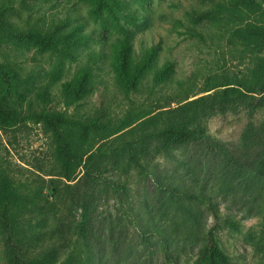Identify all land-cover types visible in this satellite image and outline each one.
Returning a JSON list of instances; mask_svg holds the SVG:
<instances>
[{
	"label": "rangeland",
	"instance_id": "obj_1",
	"mask_svg": "<svg viewBox=\"0 0 264 264\" xmlns=\"http://www.w3.org/2000/svg\"><path fill=\"white\" fill-rule=\"evenodd\" d=\"M122 1L126 11L120 16L133 12L140 26L137 51L158 43L156 65L172 64L165 84L154 85L148 75L135 92L124 94L117 87L111 45L120 35L95 19L82 0H0V8L6 5L7 20L22 30L45 29L63 21L81 23L88 35L75 61L58 60L55 53L33 46L1 44L0 63L18 74L21 96L13 95L12 100L23 113L45 109L118 121L131 111L137 119L132 125L195 101L189 106L195 111V122L189 127L198 132V138L165 149L152 141L145 171L133 172L120 189L111 187L117 176L111 172L114 162L108 158L107 147L115 145L117 137H128L129 127L97 142L96 146L107 149L98 160L106 169L96 181L86 178L80 168L73 180L60 176L54 144L43 124L26 120L0 129V171L20 193L50 203L48 213L28 214L21 226L38 229L37 223L46 217L41 231H47L51 239L62 230L75 234L73 226L85 198L105 264H163L151 233L155 226L166 231L176 264H193L202 232L213 223L209 212L186 196L200 193L215 198L222 213L242 217L237 231L222 223L213 229L230 264H264V250L258 245L264 235V212L258 210L264 203V106L253 111L243 106L219 111L213 107L218 96L211 95L225 87L202 91L209 78L236 79L251 67L249 42L240 30L243 22L224 13L216 21L193 20L186 14L192 8L214 7L220 0ZM120 22L129 24L122 18ZM83 67L92 70L94 85L81 100L66 105L60 83ZM45 85L48 94L41 95ZM3 237L0 232V264H10ZM40 237L36 245L45 240L44 234Z\"/></svg>",
	"mask_w": 264,
	"mask_h": 264
},
{
	"label": "trees",
	"instance_id": "obj_2",
	"mask_svg": "<svg viewBox=\"0 0 264 264\" xmlns=\"http://www.w3.org/2000/svg\"><path fill=\"white\" fill-rule=\"evenodd\" d=\"M82 1L89 5L90 13L95 19L110 26L120 35L111 45V66L115 84L124 94L135 92L148 75L154 85L165 84L169 80L172 64L166 61L160 66L156 65L160 49L158 43L142 46L137 51L136 40L141 32L140 26L135 13L126 12L120 16L126 11L122 0ZM261 4H264V0H220L214 7L192 8L186 11L193 20L204 18L216 21L220 19V14L224 13L243 22L240 30L246 34L249 42L251 67L236 79L224 77L219 81L209 78V84L202 89L206 92L225 87L219 93L211 95L218 96L213 107L219 111L237 106L253 111L257 106H264V8ZM121 18L129 24L121 23ZM7 42L20 47L33 46L42 51H51L61 61H75L79 49L87 44L88 35L83 31L81 23L70 25L63 21L45 29L22 30L7 20L5 5L0 8V45ZM17 80V71L0 63V129H11L26 120L43 124L54 144V159L60 169V176L67 181L75 179L77 168L81 169L86 178L98 180L106 169L98 160L108 148V158L114 162L111 172L117 176L116 180H111V187L123 189L133 172L145 171L144 161L152 141L156 146L165 149L169 145L198 138V132L189 127L195 122V111L189 107L195 101L162 110L135 125L132 124L137 119L132 117L131 111L118 121L100 120L97 117L80 118L45 109L23 113L16 101L12 100L13 95L19 98L21 96ZM93 85L92 70L89 67L79 69L73 76L60 83L63 101L66 105L78 102ZM40 94H48L46 85L41 87ZM128 127L129 136L117 137L116 139H119L112 147L104 149L101 145L96 146L98 141ZM186 196H191L192 200L189 202L204 207L213 218L210 227L202 232L193 264H230L229 255L218 245L213 229L222 223L237 231L242 217L229 216L226 214L230 213L229 211L222 213L219 202L209 195L196 193ZM225 206L227 210L231 209L230 206ZM259 207V212H264V203L259 204ZM49 208L47 199L20 193L19 188L0 171V232L8 247L9 263L105 264L100 254L101 243L90 226V211L85 198L79 205L80 213L73 226L75 234L62 230L58 238L51 239L47 231H41L46 217L37 223L38 229H23L21 223L28 214H46ZM151 233L158 245L162 263L176 264L166 231L160 226H155ZM41 234H44L45 240L36 245V242L41 240ZM258 245L264 250V235ZM35 246H40V250L35 251Z\"/></svg>",
	"mask_w": 264,
	"mask_h": 264
}]
</instances>
